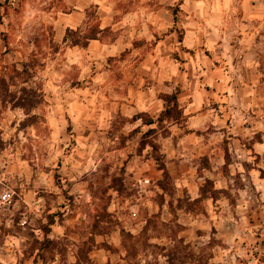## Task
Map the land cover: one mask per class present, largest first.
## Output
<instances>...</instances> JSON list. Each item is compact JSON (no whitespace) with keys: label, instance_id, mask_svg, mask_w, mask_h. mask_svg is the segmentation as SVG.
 I'll use <instances>...</instances> for the list:
<instances>
[{"label":"rangeland","instance_id":"rangeland-1","mask_svg":"<svg viewBox=\"0 0 264 264\" xmlns=\"http://www.w3.org/2000/svg\"><path fill=\"white\" fill-rule=\"evenodd\" d=\"M158 1L148 2L154 5ZM207 1L222 5L214 16L210 12L207 27L213 47L208 54L220 69L223 85L219 94L226 107L223 122L207 132L222 128L220 146L227 166L208 174L200 169L206 164L201 152L175 154L183 126H168L170 134L158 133L157 143L174 186L173 211L185 228L179 236L196 253L206 246V264H264V154L246 165L235 153L239 144L248 149L260 141V134L250 143L229 139L248 126L242 121L246 116L264 132V0ZM71 11L64 0H0V78L5 73L3 66L28 61L35 54L41 64L35 83L44 96V103L32 113L37 116L36 125L30 126L25 122L26 111L13 107L23 97L21 85L13 83L7 90L0 87V193L13 194L12 204L0 209V259L13 254L17 264H41L29 252L34 241L42 240L39 227L50 214L56 215L51 240L62 239L65 227L71 230L67 253L57 255L53 264L75 262V246L82 240L80 228L90 223L104 202L120 226L133 235L154 214H160L163 222L174 219L168 196L160 207L162 192L157 184L162 175L147 156L150 148L138 154L146 127L133 134L141 122L129 130L136 123L123 115L125 76L121 65L74 57L66 47L50 42L54 23ZM96 18L98 9L92 5L84 11L83 29ZM108 65L118 72H107ZM89 160L95 169L84 171ZM113 177L122 178V195L108 189ZM208 177L214 178L215 190L225 193L216 201L193 203ZM13 240L20 241L19 248ZM103 242L119 250V232L96 238L97 244ZM240 252L244 255H238ZM121 258L119 252L100 247L91 253L93 264H124Z\"/></svg>","mask_w":264,"mask_h":264},{"label":"crops","instance_id":"crops-1","mask_svg":"<svg viewBox=\"0 0 264 264\" xmlns=\"http://www.w3.org/2000/svg\"><path fill=\"white\" fill-rule=\"evenodd\" d=\"M64 1L72 11L54 23L53 42L66 47L74 57L106 59L121 65V74L125 76L121 97L124 117L131 119L144 113L156 119L163 109L160 96L178 92L179 103L187 101V104L181 106L183 122L179 126H183L184 131L178 137L180 143L174 153L192 156L201 152L209 165V169H205L208 174L224 167L225 151L220 146L222 128L207 132L210 126L223 122L226 111L219 94L223 85L221 72L208 54L213 47L207 27L212 17L210 12L214 16L222 5L210 4L207 0H170L168 3L159 0L154 5L149 4L150 0ZM92 5L98 9L99 27L107 31L106 36L89 41L85 48L67 46L63 42L66 31L82 27L84 11ZM107 72L118 71L108 65ZM246 117L242 121L244 125L249 123L248 126L229 139L238 144L240 141L250 143L260 134V141L254 142L251 149L240 144L235 148L237 157L249 165L256 156L264 154V132L258 130L255 120ZM206 179L215 183L213 177Z\"/></svg>","mask_w":264,"mask_h":264},{"label":"trees","instance_id":"trees-1","mask_svg":"<svg viewBox=\"0 0 264 264\" xmlns=\"http://www.w3.org/2000/svg\"><path fill=\"white\" fill-rule=\"evenodd\" d=\"M106 34V30L100 29L99 19L96 18V22L93 25L86 24L85 29L83 27L68 29L63 42L69 47L85 48L89 41L102 40ZM50 42L54 43L52 38ZM33 45L35 46V43ZM5 47L8 49L7 43ZM38 67H41L40 60L37 59L35 54H32L31 59L28 61L3 66L5 73L0 78V87L4 90H7L13 83L21 85L20 91L23 97H20L13 107L26 111L28 118L25 122L30 126L36 125L33 120L37 119V116L32 115V113L44 103L42 91L35 83ZM160 99L163 103V109L156 119L142 113L133 116L129 122L136 123L138 120L141 122L140 126L133 130V134L141 133L143 127L148 128L147 131L141 133L138 154L141 155L144 149L150 148L147 156L154 160L157 170L162 175V179L157 184L158 189L162 192L160 207L164 203V196H168L170 198L168 208L174 219L163 222L160 214H154L145 220L140 233L133 235L120 226L116 218L107 211L108 204L104 202L99 206V210L90 217V223L80 228L82 240L75 246V262L73 264H93L91 253L98 247L111 253L119 252L124 264H161L162 259L164 260L163 264H206L204 254L206 246L199 248V252L196 253L193 251L191 244L179 236L185 228L178 223L173 211L174 186L166 167L165 156L157 143L158 133L167 136L170 134L168 126L182 124L183 109L178 101V92L162 94ZM30 119L32 121L29 122ZM248 149H251V147ZM226 166L227 164L224 165V167ZM200 169H209L207 161ZM108 189L122 195L124 190L122 178H111ZM222 193H225V191L215 190L213 182L205 179L203 186L199 189V198L194 200L193 203L206 199L216 201L217 196ZM68 199L72 200V198ZM177 201L182 202L180 199ZM55 217V214L48 215L46 224H41L39 227L43 238L40 241H34L29 252L30 257L34 255L35 263L39 261L41 264H53L57 255L63 257L67 253V247L70 244L67 237L71 231L70 229L64 228L65 236L62 239L51 240L49 238L51 227L56 223ZM58 223L62 225V219ZM116 230L120 236L119 250L104 242L102 244L96 243V238L108 236ZM152 232L155 233L154 236L151 235ZM152 240H165L166 243H152Z\"/></svg>","mask_w":264,"mask_h":264},{"label":"clouds","instance_id":"clouds-1","mask_svg":"<svg viewBox=\"0 0 264 264\" xmlns=\"http://www.w3.org/2000/svg\"><path fill=\"white\" fill-rule=\"evenodd\" d=\"M66 123H67V122H65V124H66ZM139 124H140V121L138 120V121L136 122V124L131 125V127H130L129 130H131V128H135V127H137ZM102 127H106V125H102ZM145 130H147V128H145ZM57 155H59V153H58ZM98 162H99V161H97V163H98ZM76 167L78 168L79 166L77 165ZM89 168H92L93 170L95 169V165H94V163H93L92 160H89V161H88V166H87L86 168H84V171H88ZM5 199H7V197H5ZM56 231H57L59 234L63 235V230H62V229L57 228ZM12 244L16 245V248H19V246H20V241L13 240V241H12ZM15 250H16V249H15ZM238 255L243 256L244 253L240 252V253H238ZM163 261H164V260L162 259V260H161V264H163ZM0 264H17V257H15L13 254H10L7 258L0 259Z\"/></svg>","mask_w":264,"mask_h":264},{"label":"built area","instance_id":"built-area-1","mask_svg":"<svg viewBox=\"0 0 264 264\" xmlns=\"http://www.w3.org/2000/svg\"><path fill=\"white\" fill-rule=\"evenodd\" d=\"M7 197V199H5ZM13 201V194H11L10 191L4 190L2 193H0V209L9 207V205L12 204ZM2 228V221L0 219V229Z\"/></svg>","mask_w":264,"mask_h":264}]
</instances>
